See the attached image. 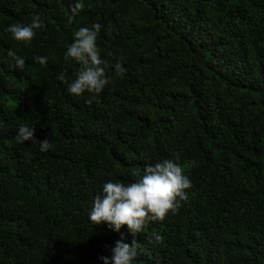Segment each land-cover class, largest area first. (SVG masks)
<instances>
[{
    "label": "trees",
    "instance_id": "16d2710c",
    "mask_svg": "<svg viewBox=\"0 0 264 264\" xmlns=\"http://www.w3.org/2000/svg\"><path fill=\"white\" fill-rule=\"evenodd\" d=\"M80 2L70 24L77 0H0V264H103L121 233L135 264H264V0ZM34 16L30 44L4 31ZM94 24L109 84L74 97L66 48ZM169 159L192 185L174 214L135 238L89 221L103 183Z\"/></svg>",
    "mask_w": 264,
    "mask_h": 264
},
{
    "label": "clouds",
    "instance_id": "9594fccd",
    "mask_svg": "<svg viewBox=\"0 0 264 264\" xmlns=\"http://www.w3.org/2000/svg\"><path fill=\"white\" fill-rule=\"evenodd\" d=\"M84 7L80 0L72 9L68 17L71 24L75 16ZM100 25L79 27L73 33L72 42L67 46L64 59L74 61L79 65L75 78L69 83L61 75L59 79L67 84L66 91L74 97L85 93L93 98L102 93L109 84L105 74L104 61L101 59L97 47V36ZM41 28L39 16H34L29 24H9L4 31L11 34L14 41L28 45ZM7 56L14 60V69L24 71L25 59L16 52L9 50ZM47 56H36L34 62L46 65ZM124 71L120 63L115 64V73ZM16 140L20 144L31 141L32 146H38L41 153L52 147L48 139L39 141L35 138V126L21 124L16 128ZM191 181L185 175L182 166L173 160H163L154 165H146L141 178L132 182L107 181L97 195L88 211V219L96 225H106L113 232L121 233L123 226H127L128 233L135 238L144 229L147 221H163L169 213L174 214L179 201L186 199L187 191L191 188ZM160 237H154L159 241ZM151 242V241H150ZM136 240L132 244L124 242V235L111 248V256H101L103 264H135L137 258Z\"/></svg>",
    "mask_w": 264,
    "mask_h": 264
}]
</instances>
